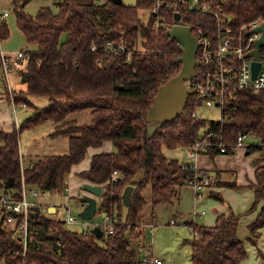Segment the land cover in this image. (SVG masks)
I'll list each match as a JSON object with an SVG mask.
<instances>
[{
    "label": "trees",
    "instance_id": "16d2710c",
    "mask_svg": "<svg viewBox=\"0 0 264 264\" xmlns=\"http://www.w3.org/2000/svg\"><path fill=\"white\" fill-rule=\"evenodd\" d=\"M154 3L155 0H136L134 5L117 0H57L56 12L41 7L33 16L22 9L14 10L18 29L35 49L27 52L29 60L22 73L25 90L14 95L13 100L15 105L25 104V108L35 111L20 128L15 125L10 132L0 131V193L5 191L4 184L13 179L11 190L19 197V135L23 131L50 122L56 127L51 139L68 137L67 154L41 156L23 171L28 186L50 195L64 193L66 177L85 158L88 149L106 142L114 148L113 152L92 156L89 169L78 174L88 185L101 188L97 213L105 214L109 220L108 226L99 225L103 236L69 231L60 220L40 214L30 219L27 264H133L135 255L129 245L136 243L141 252V224L155 220L156 207L177 202L181 188L195 174L193 169L183 167L184 162L169 159L164 148L184 150L202 134L213 132L228 147L229 155L234 154L231 147L242 133L253 135L260 143L248 145L247 154L264 150V91L241 92L225 105L221 120L209 122L192 118L201 103L188 91L184 113L149 138L150 124L145 114L158 89L180 73L182 56L168 31L156 27L154 16L145 23L141 21L140 13L149 14ZM219 7L233 16L235 27L257 18L264 22V0H223ZM174 18L169 14L167 27L174 25ZM182 19L184 24L203 25L206 20L198 13L182 15ZM8 37L9 29L3 22L0 41ZM107 42H122L131 53L130 60L104 53ZM93 46L96 51L91 50ZM36 99L46 100L47 105L35 106L32 100ZM83 113L91 116L89 125L80 126L77 119L71 118ZM208 155L213 160L219 154L215 149ZM113 171L123 179L111 181ZM211 175L218 178L214 187L235 186L221 182L218 171ZM129 186L133 188L130 204L124 207L122 194ZM146 188L150 189L151 201L147 220L142 215ZM252 188L255 200L250 211L264 200V166L255 169ZM214 197L220 199V195ZM239 220L230 212L217 217L212 227H198L197 236L190 242V264H240L246 251L238 238ZM263 227L264 206L249 226L248 241L255 243ZM15 234V230L0 225V261L5 264H16L17 252L22 250Z\"/></svg>",
    "mask_w": 264,
    "mask_h": 264
},
{
    "label": "rangeland",
    "instance_id": "374dc122",
    "mask_svg": "<svg viewBox=\"0 0 264 264\" xmlns=\"http://www.w3.org/2000/svg\"><path fill=\"white\" fill-rule=\"evenodd\" d=\"M124 5H134L136 0H120ZM57 0H29L27 4L23 5V0H0V13H7L8 18L6 24L9 29V37L6 40L0 42V52L8 55H14L18 52H30L35 49L34 46H30L26 43L22 32L18 29L16 24V18L14 10L22 9L29 15H36L41 7H50L54 12L56 8ZM139 17L144 23L150 17V13L141 12ZM27 61L23 60L18 67L13 68L9 72L8 84L4 78V75L0 73V115L3 103L6 100L9 102V109L11 114L12 99L14 95H19L22 90H25L24 79L22 73L25 70ZM188 88V83L186 84ZM14 102V100H13ZM33 104L37 107H44L47 105V101L43 99L32 100ZM8 104V103H7ZM33 108H22L16 106L15 118L16 128H20L22 123L34 113ZM196 113L202 119L206 121H219L222 119V112L215 108H207L199 106L196 109ZM71 118L77 119L78 125H89L91 122V116L83 113L73 115ZM15 126V125H14ZM7 125L3 126V129H7ZM14 128V127H13ZM12 128V129H13ZM0 128V131H3ZM56 130L53 123L47 122L41 126H38L30 131H23L19 135V154L22 157L23 169L29 168L32 162H35L38 158L45 155H63L68 153L69 143L67 136H61L56 139H51L50 135ZM247 144L259 145V141L256 138L249 137L246 141ZM100 148V147H99ZM97 149V148H96ZM114 151L111 145V152ZM91 152V151H90ZM87 152L85 158L76 165L71 173L66 177V185L69 189V193H63L62 195H40L37 201L40 204V214L43 216H49L46 211L47 205L57 206L58 214L57 220L65 218V212L63 207H70L72 216L77 220L76 224L67 225L65 228L69 231L76 233H85L91 231L95 226L107 225L108 219L101 217V214L97 213L91 220L85 221L80 218L82 212L81 206L83 203L81 199L84 197L93 196L90 192L84 189L88 186L86 182L78 177L77 172H82L89 167V154ZM163 152L169 159H177L180 162H191L195 165L196 161H191L185 158V151L181 148L176 150L163 149ZM239 152V151H238ZM222 155V156H221ZM211 161L214 173L219 172V180L224 183L234 184L231 185H218L212 187L210 191L204 192L200 198H196V191L193 186L185 185L179 192V201L174 202L173 205L162 204L154 209L156 215L153 221L154 228L147 227L148 214L151 212L150 201V189L146 188L144 191V197L146 199L145 207L142 211V215L146 217L147 222L141 224L143 234L140 238L141 252L145 254L148 250L149 254L155 258L162 260L163 264H190L191 246L190 242L195 239L197 234L189 228L188 223H192L194 229L198 232V227H212L215 224V215L217 212H221L228 215L230 212L234 216H239L238 225V238L241 239L246 251V258L240 264H264V228L260 238L255 239L254 242H249L250 236L249 224L252 222V214L255 216L260 213L261 207L264 206V200L260 201L256 207L253 208L251 213L250 209L253 207L255 200V193L252 186L255 183V171L254 168L264 166V150L262 152H253L247 154L246 148L240 153L219 154ZM259 159H262L258 164H254ZM198 163V162H197ZM222 188V189H221ZM220 199H216L214 196H219ZM212 192V195H210ZM97 204L101 202L100 197H95ZM255 206V205H254ZM203 212L205 215L202 218L193 219V213ZM251 215V216H250ZM251 217V218H250ZM175 220L179 225L171 226L170 221ZM146 226V227H145ZM0 264H5L0 261Z\"/></svg>",
    "mask_w": 264,
    "mask_h": 264
},
{
    "label": "built area",
    "instance_id": "2783aa9c",
    "mask_svg": "<svg viewBox=\"0 0 264 264\" xmlns=\"http://www.w3.org/2000/svg\"><path fill=\"white\" fill-rule=\"evenodd\" d=\"M223 0H155L154 7L150 12V16L156 18V27L169 31L173 26L187 27L195 37L198 48L196 51V66L194 68L195 76L188 83L187 91H191L196 95L201 106L207 108H215L223 111L226 104L233 102L241 92H261L264 91V46L257 48L256 44L262 36L261 32H254L264 24L261 18H257L249 23L242 24L239 27L234 26L233 16L229 15L219 7V3ZM198 13L206 18L204 25L199 23H183L182 15ZM169 14H173L174 25L167 27L166 19ZM7 13H0V24L6 22ZM254 32V33H251ZM1 42V41H0ZM178 44V43H177ZM181 49V45L178 44ZM259 50V57L249 56L255 50ZM92 51H96L93 46ZM104 53H112L125 56L127 61L130 60L131 53L126 51L124 44L114 45L113 42H107L103 46ZM29 60V53L18 52L14 55H8L0 52V73L8 84L9 72L18 67L23 61ZM258 63L260 65L257 74L253 76L252 65ZM12 113L15 118L16 106L12 99ZM19 107L25 108V104H19ZM195 120L201 119L196 111L191 115ZM222 114V118H223ZM255 138L248 133H242L237 136L235 144L231 147L236 153L247 148L249 144L247 139ZM217 150L218 154H227L228 147L219 142L217 135L213 132L202 134L199 140L191 147L185 148V158L195 161L199 155H208L209 151ZM20 159L22 157L20 156ZM21 160V184L19 197L15 196V192L11 189L0 193V225L7 226L11 230H15V238L21 246L22 250L18 253L16 264H27V243L30 235V219L34 213V209H40L37 201L38 197L46 192L39 191L34 187H30L23 179ZM33 166L30 164L29 168ZM184 168L193 169L195 174L189 181V185L193 186L196 191V198H200L204 192H207L218 178L207 172L199 171L191 162H184ZM123 179V177L113 171L111 181ZM68 193V187H64V194ZM84 209V206H81ZM65 218L60 220L63 225H73L77 220L72 216L70 207H63ZM15 213V216L13 215ZM204 213H193V219L204 217ZM109 222V220H108ZM194 222V221H193ZM188 223L189 228L197 234L194 224ZM171 226L179 225L175 220L170 221ZM108 226V224L106 225ZM146 227V226H145ZM151 229L153 225H147ZM14 228V229H13ZM109 233L112 228H108ZM140 264H162V260L153 257L146 250L145 254L140 255Z\"/></svg>",
    "mask_w": 264,
    "mask_h": 264
},
{
    "label": "water",
    "instance_id": "95a60500",
    "mask_svg": "<svg viewBox=\"0 0 264 264\" xmlns=\"http://www.w3.org/2000/svg\"><path fill=\"white\" fill-rule=\"evenodd\" d=\"M29 0H23V5L27 4ZM120 1V0H117ZM178 20V18H176ZM254 32H261L262 36L257 42V48L264 46V24L261 25ZM251 32V33H254ZM167 35L170 39L175 40L181 45V71L180 73L170 79L165 85L158 89V92L153 100V105L145 114V120L150 126L148 127V136L152 138L158 129L162 128L165 124H172L176 119L184 113L185 107L188 102V91L186 83L195 76L194 68L196 62V51L198 48L195 37L192 35L187 27L173 26ZM249 56L259 57V50H255ZM260 65L253 63L252 71L253 76L257 74ZM14 187V180L10 179L4 184V190H9ZM84 189L90 192L93 196L84 197L81 199L84 209L80 213V218L85 221L91 220L97 214V201L94 197H99L101 194V188L97 186H85ZM133 188L127 187L122 194V201L124 207H128L130 204L131 194ZM15 216V213H13ZM40 215V209L35 208L32 214L33 218H37ZM103 217L106 218L104 215ZM95 237L101 238L103 231L99 226H95L90 231ZM130 251L134 253L135 257L133 264H138L141 252L136 243H130Z\"/></svg>",
    "mask_w": 264,
    "mask_h": 264
},
{
    "label": "crops",
    "instance_id": "0c3cea01",
    "mask_svg": "<svg viewBox=\"0 0 264 264\" xmlns=\"http://www.w3.org/2000/svg\"><path fill=\"white\" fill-rule=\"evenodd\" d=\"M8 103V104H7ZM12 117H14V115H13V113H12V109H11V114H10V109H9V102L6 100V103H3V107H2V109H1V115H0V128H2V130H4L3 129V126H5V125H7L8 127H7V129H5L4 131L5 132H10L11 130H12V128L14 127V125H16V121H13L12 120ZM111 143H108V142H106V143H104L100 148H90V149H88V151L87 152H90V154H89V167H90V163H91V159H92V156H94V155H96V154H100V153H110L111 152ZM242 150H240L239 152H237V153H240ZM87 154V153H86ZM219 156V155H218ZM222 156V155H221ZM217 156H215L214 158H216ZM210 158V157H209ZM213 158V159H214ZM196 163H195V168L197 169V170H199V171H202V172H207L208 174H213L214 173V171L213 170H210L211 168H212V165H211V161L208 159V156L207 155H205V154H203V155H199L197 158H196ZM198 162V163H197ZM33 163V162H32ZM76 166H74L73 168H72V170L75 168ZM89 167L87 168V169H85L84 171H86V170H88L89 169ZM255 169H256V167L254 168V171H255ZM83 172V171H82ZM79 173H81V172H77V174H79ZM84 182H86V181H84ZM87 184H89L88 182H86ZM212 188V187H211ZM211 188L210 189H208L207 190V193H209L208 191H210L211 190ZM222 189V188H221ZM221 189H218L216 192L217 193H219V195H220V191H221ZM68 193H69V189H68ZM94 199H95V197H94ZM178 199H179V197H178ZM96 200V199H95ZM179 201V200H178ZM98 205V204H97ZM47 208H46V211L49 213V216H47L49 219H57L56 218V216H57V214H58V209H57V206H54V205H47L46 206ZM252 213V212H251ZM223 213H219V212H217L216 213V215H215V220L217 219V217H219L220 215H222ZM100 215V214H99ZM105 214H101V217H103ZM251 216V215H250ZM257 216H258V214L255 216V214L253 213L252 214V222L249 224V226L252 224V223H254L255 222V220H256V218H257ZM250 217V218H251ZM103 218H105V217H103ZM60 220V219H59ZM148 225H153V222L151 223V224H148ZM154 226V225H153ZM248 226V227H249ZM264 228V227H263ZM263 228L262 229H260L259 230V235H258V237H257V239L258 238H260V236H261V234H262V230H263ZM163 264V263H162Z\"/></svg>",
    "mask_w": 264,
    "mask_h": 264
}]
</instances>
